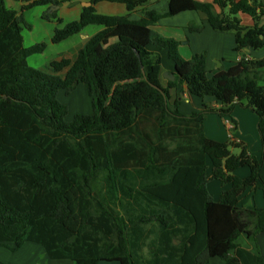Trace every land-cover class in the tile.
I'll return each mask as SVG.
<instances>
[{"label": "trees", "instance_id": "trees-1", "mask_svg": "<svg viewBox=\"0 0 264 264\" xmlns=\"http://www.w3.org/2000/svg\"><path fill=\"white\" fill-rule=\"evenodd\" d=\"M21 1L14 10L0 0V248L16 253L39 244L51 260L74 264H211L215 258L264 264V255L237 243L244 235L257 244L264 232V208L240 206L248 190L264 194L263 160L244 143L214 141L204 132L207 115L229 116L246 106L259 118L264 147V58L244 54L264 50L261 0H167L166 13L143 9L139 20L131 14L150 0H89L79 21L56 28L53 43L92 25L102 30L74 61L61 58L46 69L28 63L46 45L24 47L23 12L71 0ZM101 2L124 4L128 14H98ZM187 11L204 14L216 32L232 33L242 58L212 76L205 52L183 59L179 42L154 28ZM240 14L255 25L244 26ZM45 18L63 24L55 14ZM188 31L203 27L191 24ZM162 50L175 64L168 88L160 81ZM178 84L220 108L204 102L199 112L183 114L180 101L170 102ZM79 85L87 86L93 113L67 121L69 107L59 95L70 96ZM241 168L249 176L234 174ZM212 180L229 186L218 201L208 190Z\"/></svg>", "mask_w": 264, "mask_h": 264}, {"label": "crops", "instance_id": "crops-1", "mask_svg": "<svg viewBox=\"0 0 264 264\" xmlns=\"http://www.w3.org/2000/svg\"><path fill=\"white\" fill-rule=\"evenodd\" d=\"M4 1L8 8L14 10H19L24 5L21 0ZM59 1L62 2L63 0ZM197 1L207 3L213 2V0ZM261 2L264 5V0H261ZM87 3H90L89 0H71L68 2H62L60 5H57V8L51 4L42 6L44 10L40 17L42 23L40 26L41 30H39V32H44L47 40L44 43L26 45V39L24 36V47L29 48L35 45L45 44L47 48L45 47L43 52L38 53L43 54L48 50L49 45H52L53 47L60 48L56 51V55H58L56 60L66 58L74 61L79 51L86 45L88 40L100 32L102 28L95 25L89 26L85 28L80 34L69 38L59 45H56L53 43V37L57 28L56 19H46L45 15H49L47 11L55 7L53 8L51 14H55L58 19L63 21V24L79 21L84 8L90 7L87 6ZM95 9L98 14L107 16H125L128 14L126 6L118 2H101L95 6ZM143 9L155 10L160 14H164L168 11V1L161 0L156 2L150 0V3L147 7H141L133 12L131 14V19H141L143 16ZM239 18L244 26L253 27L255 25L253 18L247 14H240ZM259 23L264 27V13L261 16ZM190 24L202 26L203 31L201 33L189 32L188 26ZM154 30L166 38H171L179 42L178 50L181 54V57L185 60H189L194 55L200 54L201 51H206V67L210 73V76L219 71H226L230 69L243 56V54L235 52V37L222 32H218L217 34L213 35V33H211V30L213 29L209 26L206 16L199 12L187 11L174 17L163 18L157 23ZM29 32H34L32 26H29ZM150 50L158 51L159 49L155 46H151ZM161 54L162 72L160 75V81L164 88H168L169 83L173 81L165 77V73L175 75V64L168 58L167 50H162ZM244 54H246L251 59L264 58V50H248ZM260 85L264 86V77L260 82ZM177 100L180 101V111L185 115H191L193 112H199L202 109L204 102L212 103L213 107L220 108V105L215 103L210 98H206L203 101L200 98L190 96L186 87L181 84H178L176 88L170 89V102L174 104ZM258 123L259 118L251 109L247 108L246 106L237 105L229 116L220 115V117H217L210 114L207 115L204 122V132L207 138L214 141L227 143L229 140L246 144L254 156L263 160L262 179L264 181V147L259 133ZM233 152L239 153L238 150H234ZM208 166L211 168L210 161H208ZM208 170L211 171V169ZM208 173L210 174L209 171ZM234 174L240 178H245L249 176L250 171L249 169L242 170L241 168V170H237ZM209 184V193L215 201H218L221 193L229 188V186L223 185L219 187L216 183L211 185ZM240 206L246 209H251L254 207L264 208L263 192L260 189L248 190L241 198ZM237 243L253 254L257 255L261 253L264 255V232L257 237V244L250 242L244 235L238 238ZM0 250H3V252L0 253V260L8 264H74V262L71 260H51L43 246L34 243L25 244L23 248L16 253H13L11 250L4 247H1Z\"/></svg>", "mask_w": 264, "mask_h": 264}, {"label": "rangeland", "instance_id": "rangeland-1", "mask_svg": "<svg viewBox=\"0 0 264 264\" xmlns=\"http://www.w3.org/2000/svg\"><path fill=\"white\" fill-rule=\"evenodd\" d=\"M153 1H155V0H153ZM53 8H55V7H53ZM53 8H51L50 10L47 11V13L49 15H52L51 13L53 11ZM43 10H44V8L42 6H37V7L27 9L23 12L25 24L22 25V27H23L22 36H23V40H24V36H25V39H26L25 44L26 45H28V44L32 45L35 43L36 44L37 43H44L47 40L45 37V33L39 32V30H41L40 26L42 23L40 17L43 13ZM65 25L66 24H62V25L58 26V24H57V28L58 27L61 28ZM192 25H194V24H192ZM27 26H32L34 29V32L30 33L29 27H27ZM211 31H212L211 33H213V35L218 33V32H215L213 30H211ZM227 34L233 35L232 33H227ZM56 45H59V44H56ZM58 49H60V48H56V47H53L52 45H49V48L45 53L34 54L31 57H29L28 58L29 65L31 67L36 68V69H46L50 65V62H53L54 60H56L58 58V55H56V51ZM204 52L206 53V51H201V53H204ZM206 55H207V53H206ZM59 100L62 103L67 104L69 107V116L67 118V121H72L73 118L77 114L91 115L93 113L92 101H91V98L89 97L88 89H87L86 85H79L76 88V90L70 96H67L65 93H61L59 95ZM210 115L220 117V115L218 113H212ZM227 143H231V141L228 140ZM234 150H238L240 152V150L237 148H232V151H234ZM235 154H239V153H235ZM209 169H211V168H209ZM243 169L248 170V168H242V170ZM208 171L211 173L210 170H208ZM211 182L209 185H211L213 183H216L219 187H221V185H222L218 181H211ZM2 252H3V250H0V253H2ZM101 264H119V263H117V262H102ZM211 264H226V263L219 258H215V259L211 260Z\"/></svg>", "mask_w": 264, "mask_h": 264}, {"label": "water", "instance_id": "water-1", "mask_svg": "<svg viewBox=\"0 0 264 264\" xmlns=\"http://www.w3.org/2000/svg\"><path fill=\"white\" fill-rule=\"evenodd\" d=\"M91 3H87V6H91ZM57 7V6H55ZM165 77L169 78L170 80L174 81L175 80V75L174 74H170V73H165Z\"/></svg>", "mask_w": 264, "mask_h": 264}]
</instances>
